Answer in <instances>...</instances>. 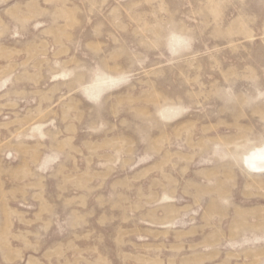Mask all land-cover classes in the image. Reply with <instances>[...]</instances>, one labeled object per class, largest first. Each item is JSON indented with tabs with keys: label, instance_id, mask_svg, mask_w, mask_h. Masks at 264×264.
<instances>
[{
	"label": "rangeland",
	"instance_id": "rangeland-1",
	"mask_svg": "<svg viewBox=\"0 0 264 264\" xmlns=\"http://www.w3.org/2000/svg\"><path fill=\"white\" fill-rule=\"evenodd\" d=\"M0 264H264V0H0Z\"/></svg>",
	"mask_w": 264,
	"mask_h": 264
}]
</instances>
